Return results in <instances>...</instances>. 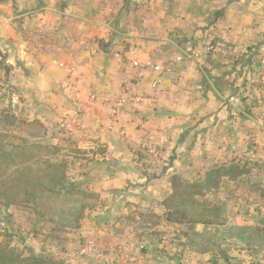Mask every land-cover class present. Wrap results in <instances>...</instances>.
Here are the masks:
<instances>
[{
  "label": "crops",
  "instance_id": "1",
  "mask_svg": "<svg viewBox=\"0 0 264 264\" xmlns=\"http://www.w3.org/2000/svg\"><path fill=\"white\" fill-rule=\"evenodd\" d=\"M0 46L41 114L101 150L80 229L100 261L264 264V0H0Z\"/></svg>",
  "mask_w": 264,
  "mask_h": 264
},
{
  "label": "rangeland",
  "instance_id": "2",
  "mask_svg": "<svg viewBox=\"0 0 264 264\" xmlns=\"http://www.w3.org/2000/svg\"><path fill=\"white\" fill-rule=\"evenodd\" d=\"M34 33L30 32L29 36L34 37ZM23 35L26 36V33ZM4 49L0 46V146H5L7 151H11V155L3 161L6 165L0 169L1 174L12 176L20 172L16 179L38 180L42 176L40 170L46 168L48 164L67 163L70 164L68 174L73 176L77 172L84 176L80 185L81 191L77 194L74 193L71 197L62 195L44 197L46 205L40 204L37 211L46 217L43 219L49 221L47 224L38 226L35 223L37 213L31 206L11 204L1 199L0 234L11 230L15 237L21 238L19 243H13V246L21 251L27 249L36 257L43 258L51 264H107L100 261L98 257L100 252L96 251L92 240L82 234L83 231L80 229L84 222L81 223L82 217H79L80 213L88 214L92 211V206L100 204L98 199L93 198V193H89L88 185L92 179L88 175L90 171L87 170V166H91L90 162H96L95 157L100 155L101 150L90 149L80 137V133H72L69 123L63 122V126L60 127L62 125L60 122L41 114L40 106L34 104L35 101L28 96L27 88L22 89L24 86L17 74L10 71L9 59L6 58V54L4 55ZM31 144H34L36 149L27 150V146ZM8 167L9 171L6 170ZM133 221L131 217L126 222L132 224ZM80 223L82 226L77 228ZM38 227L52 235L62 234L63 237L69 235L67 249L62 250L55 243L50 247L46 243L41 244L33 235ZM120 230L118 229V232ZM170 232L172 230L161 232L160 238L156 237L157 241L161 243L163 235ZM72 237L75 239L72 240ZM178 240L177 238L175 242H169V247L178 245ZM221 245L228 248L230 243L225 241ZM168 250L165 252L168 253ZM100 255L104 256L102 252ZM106 257L108 258V254Z\"/></svg>",
  "mask_w": 264,
  "mask_h": 264
},
{
  "label": "trees",
  "instance_id": "3",
  "mask_svg": "<svg viewBox=\"0 0 264 264\" xmlns=\"http://www.w3.org/2000/svg\"><path fill=\"white\" fill-rule=\"evenodd\" d=\"M46 147L49 146L46 145ZM28 149L34 150L36 149V147L34 146V144H31L27 146V150ZM10 155L11 151H7L5 146H0V169L5 167L6 163L3 161ZM69 165L70 164L67 163H65L64 165L48 164L46 168L40 170L42 176H40L41 178L38 180L16 179L20 172H16L12 176L7 175L6 173L1 174L0 172V200L2 199L1 201H7L11 204H26L31 206L37 213V219L35 223L38 224V226L40 224H47L49 221L43 219L46 217L37 211V208L40 204H42L43 206L46 205L44 202L45 196L53 197L56 195H62L71 197L74 193L77 194L79 191H81L80 185L83 182L82 177L84 175L75 172L76 174L71 176V174H68L67 172L68 168L70 167ZM6 170L9 171V167L6 168ZM85 177H87L86 174ZM11 182L14 183L10 185ZM175 210L177 211H173L171 213L169 212L168 217L166 219L163 218V220L168 223H178L181 217L177 214L179 210ZM88 214H79V217H82L81 223L85 222ZM151 217L155 219L154 225L149 227L150 229H152L151 235L154 238L158 237L159 239L161 232L156 230V226L161 222V218L159 216ZM81 223L78 224L77 228H80L82 226ZM35 231L36 232L33 233V235L35 236V239H37L41 244L46 243L48 247H50L52 243H55L62 250L67 249L68 240L70 237L69 235H66L64 237L62 234L61 236L52 235L39 227ZM18 237H15L11 233V230L0 234V264H51L43 258L36 257L27 249L21 251L17 247L13 246V243H19L21 238ZM71 239L73 240L75 238L72 237ZM5 240L7 241L5 242ZM160 251L161 253L164 252L165 256H169V253L165 252V250L162 249ZM177 255L178 257H181L180 254Z\"/></svg>",
  "mask_w": 264,
  "mask_h": 264
},
{
  "label": "built area",
  "instance_id": "4",
  "mask_svg": "<svg viewBox=\"0 0 264 264\" xmlns=\"http://www.w3.org/2000/svg\"><path fill=\"white\" fill-rule=\"evenodd\" d=\"M211 49L212 47L209 46L208 50H211ZM257 63H261L264 65V57L260 60L257 59ZM130 68L137 70L138 75H141L142 72L144 71H152L158 74H161L164 72V69L160 65L152 64V63H142V62H139L138 60L131 61ZM260 74H261V81L264 82V70ZM129 98L135 105L141 104L145 100L144 96L132 94L130 91H129ZM122 105H123V101H120L117 103V106L115 107V110L113 111L114 115H117L121 112L120 109ZM179 234H180V231L178 229H173L172 232L166 235H163V238L160 244L163 246L169 247L168 243L172 241L175 242L176 239L179 237Z\"/></svg>",
  "mask_w": 264,
  "mask_h": 264
},
{
  "label": "water",
  "instance_id": "5",
  "mask_svg": "<svg viewBox=\"0 0 264 264\" xmlns=\"http://www.w3.org/2000/svg\"><path fill=\"white\" fill-rule=\"evenodd\" d=\"M188 135V131H184L178 138V141L175 146V151H174V157H175V152L177 151L178 148H180L185 140V137ZM145 252V250H143Z\"/></svg>",
  "mask_w": 264,
  "mask_h": 264
}]
</instances>
